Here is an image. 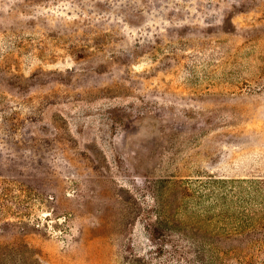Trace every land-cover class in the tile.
<instances>
[{
  "label": "rangeland",
  "instance_id": "obj_1",
  "mask_svg": "<svg viewBox=\"0 0 264 264\" xmlns=\"http://www.w3.org/2000/svg\"><path fill=\"white\" fill-rule=\"evenodd\" d=\"M262 195L264 0H0V264H264Z\"/></svg>",
  "mask_w": 264,
  "mask_h": 264
},
{
  "label": "trees",
  "instance_id": "obj_2",
  "mask_svg": "<svg viewBox=\"0 0 264 264\" xmlns=\"http://www.w3.org/2000/svg\"><path fill=\"white\" fill-rule=\"evenodd\" d=\"M261 208L260 210H257L255 212H249L247 213L241 220V224L239 226L238 234L240 236H246V239H248L247 243H245V246H240L239 249L241 251H247L246 249H251L252 247H255L258 244H264V195L261 196V202H260ZM168 216L164 214V216H160V220L168 219ZM255 235V236H254ZM215 249V250H214ZM216 249L218 252H216ZM215 251L214 255H212V261L213 258H220L222 254L220 253L219 248H213Z\"/></svg>",
  "mask_w": 264,
  "mask_h": 264
}]
</instances>
